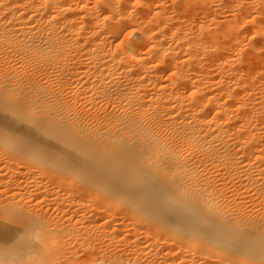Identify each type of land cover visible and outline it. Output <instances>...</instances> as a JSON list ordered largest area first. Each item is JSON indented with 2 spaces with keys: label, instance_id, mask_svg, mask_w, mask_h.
I'll use <instances>...</instances> for the list:
<instances>
[{
  "label": "bare ground",
  "instance_id": "6f19581e",
  "mask_svg": "<svg viewBox=\"0 0 264 264\" xmlns=\"http://www.w3.org/2000/svg\"><path fill=\"white\" fill-rule=\"evenodd\" d=\"M0 98V264H264V0H0Z\"/></svg>",
  "mask_w": 264,
  "mask_h": 264
},
{
  "label": "rangeland",
  "instance_id": "374dc122",
  "mask_svg": "<svg viewBox=\"0 0 264 264\" xmlns=\"http://www.w3.org/2000/svg\"><path fill=\"white\" fill-rule=\"evenodd\" d=\"M9 97H12V99H14V98H13V97H14L13 95H12V96L9 95ZM7 99H8V100H7ZM7 99H6V100H2V99L0 98V105L2 106V108H0V110H4V109H5V111H6V109H7L6 106H7V105H10L9 108H8V110H7V112L3 114L4 116L2 117V119L6 120V121H7V120H9V121H13L14 123H19V124L25 125V126H27V127H28V126H31V124H32V126H31L32 128H35V127H36L35 129H37V130L40 131V127L35 126L34 123H31L33 120L30 121V122H28V121L31 120V119H29V117L26 116L27 114H24V115H23L24 112H23V113L20 112V114H19V112H18V113L16 114V113L14 112V111H16V109H14V108L12 107V105H13L12 103H13V101H14L15 99H14L13 101H10L11 98H7ZM2 103L4 104V106H3ZM8 103H9V104H8ZM235 104H237V103H235ZM235 106H236V105H232V106H231L232 109H231V107H229V110H233V107H234V110H235ZM5 107H6V108H5ZM10 107H11L12 109H11ZM3 108H4V109H3ZM10 109H11V110H10ZM10 111H11V112H10ZM13 112H14L15 114H14ZM7 115H8L11 119L8 118ZM19 115H20V116H19ZM17 116H18V117H17ZM26 118H28V119L25 120ZM22 122H23V123H22ZM24 122H25V123H24ZM1 124H2V126H1ZM34 126H35V127H34ZM46 126H47V125H46ZM3 127H4L3 123H0V131H1V135H3L4 137H6L5 135H7L6 138H8V136H9L11 133H9V132L6 130L7 127H5V128H3ZM53 127H54V128H53ZM53 127H52V125H49V126L47 127V129L49 128L48 130H46V128H45V130H44V128H41V129L44 130V132H45V131H48V134H50L49 131H51V133L53 132V133H52V135H53V134L55 133V131H54V130H55V126L53 125ZM3 129H5V130L3 131ZM50 129H51V130H50ZM37 130H36V131H37ZM261 130H263V129H261ZM261 130H260V131H261ZM39 131H37V132H39ZM6 132H8L9 135H8V133H6ZM3 133H4V134H3ZM5 133H6V134H5ZM45 133H46V132H45ZM261 134H263V132H261ZM42 135H45V134H42ZM52 135H50V137H48V139H47V135L44 136V138H46L45 140L48 141V142H46V143H42L41 146L39 145V147H37V148H41V149H38V150H42V148H43V150L45 149V152L43 151V153L45 154V156H44V154L41 156L42 151H41V152H37L38 155H39V157H38V155H37V160H38V158H40V157H41L40 159H42L43 156L46 158V160H45V159H42V160L39 159V161H37V160H35L36 158L33 159L32 157H36V154H37L36 152L33 153V154H31V155L29 154L30 157H29L28 155H25V156H28V158H30V160H35V162L39 163L38 165H40V163H42V164L44 163L45 165L43 164V167L46 166V168H47V165H48V164H49V166H48L49 168H50V166H51L52 168L55 166L53 169H55V170H56L57 172H59V173H62V172H63V173H62L63 175H64V171H66L67 169H69V170H67V172H66V174L69 173V174L67 175V177L70 175L69 178H72V176H73L72 181H79V180H77V178H76V177L79 175V173H78V175H77V173H76V176H75V178H74V175L71 176V174H73V173L70 174V172H69L71 169L74 170V171L76 172L77 169H73V168H75V167H70V168L66 167L67 169H66V170H63V169H65V168H64V167H65L64 164L59 163L60 165H57L58 162H59V159L56 160V158H54V154H52V152H50L49 157L46 156V155L49 154V152H48V148H50V146H49L50 144H49V143H53L52 145H54V144H55V145H58V147H59V151L62 150L61 153H64V152H65V154H66V152H67V147L70 146V145H69V146L66 147V145H67L68 143H67V144L65 143V145H64V146H65V149H63L64 147H61V148H62V149H61V148H60V145H61V144H59V143H61L62 141H61L60 139H58L59 142L56 144V142H57V141H56V138H58V137L55 136V135H53V136H55L54 139H53V138H52V137H53ZM10 136H11V135H10ZM13 136H14V135H13ZM51 136H52V137H51ZM4 137H3V138H4ZM16 137H17L18 139H17ZM9 138H10V140L15 139L14 141H15L16 143L13 145L15 148L19 147V145H21V143H22V144L24 143L23 140H22V136H21V138H20V135H16V136H14L12 139H11V137H9ZM19 138H20L21 140H20ZM49 138H50L51 140H50ZM52 139L54 140V142L52 141ZM1 143H2V142H1ZM1 143H0V144H1ZM18 144H19V145H18ZM45 144H46V145H45ZM48 144H49V145H48ZM62 144H64V143L62 142ZM69 144H71V143H69ZM236 145H238L237 148H239V146H240L239 143L236 144ZM236 145H233V146H236ZM45 146H46V147H45ZM61 146H62V145H61ZM71 146H72V144H71ZM15 148H14V149H15ZM22 148H25V147L23 146ZM234 148H235V147H234ZM237 148H235V149H237ZM60 149H61V150H60ZM69 149H71V148L69 147ZM69 149H68V150H69ZM63 150H64V151H63ZM49 151H50V149H49ZM69 151H70V150H69ZM69 151H68V152H69ZM13 152H14V151H13V149H12V153H13ZM53 152H55V151H53ZM39 153H40V154H39ZM19 154H20V153H19ZM19 154H18V155H19ZM34 154H35V156H33ZM62 155H63V154H62ZM1 156H3V154H2V155L0 154V157H1ZM4 156H5V155H4ZM4 156H3V158L5 159ZM52 156H53V158H52ZM1 158H2V157H1ZM1 158H0V161H1ZM26 158H27V157H26ZM28 158H27V159H28ZM31 158H32V159H31ZM50 158H51V160H50ZM47 159H49L48 162H47ZM54 159H55L56 161H53ZM78 159H81V158H78ZM43 160H44V162H41V161H43ZM3 161H4V160L2 159V161H1V163H2L1 165H2V166H4V164H3L4 162H3ZM50 161H52V162H50ZM64 161H65V160H64ZM56 162H57V163H56ZM60 162H61V161H60ZM46 163H47V164H46ZM42 164H41V165H42ZM62 165H63V167H62ZM57 166H58V167H57ZM60 167H62V168H61L60 171H59V168H60ZM52 168H51V169H52ZM62 170H63V171H62ZM72 170H71V171H72ZM74 171H73V172H74ZM75 172H74V174H75ZM77 172H78V171H77ZM134 172H135V171H134ZM134 172H132V174L134 175V177H135V175H136V177H143L144 174H145V173L142 172V173H143V176H142V175H141L142 173H141L140 171H137L136 174H135ZM137 173H138L139 175H138ZM8 175H9V176H8ZM133 175H131V176H133ZM7 176H8V178H12L13 175H12V173L10 172V173L7 174ZM80 177H81V176H80ZM82 178H83V177H82ZM82 178L80 179V183H81V181H82ZM78 179H79V176H78ZM83 181H84V179H83ZM85 183L88 184L86 181L82 182L81 184H85ZM227 183H229V184L227 185ZM232 185H233V186H232ZM235 185H236L235 182H234V184H230V182L226 181L224 187H226L227 189H229V190L231 191ZM234 188H235V187H234ZM105 189H108V188H105ZM227 189H226V191H227ZM108 191H109V190H108ZM110 191H111V190H110ZM230 191H229V192H230ZM153 192H155V191H153ZM229 192H228V193H229ZM155 193H156V192H155ZM230 193H231V192H230ZM73 194H74V196H75V192H74ZM0 196H1V195H0ZM1 197H2V196H1ZM1 197H0V199H1ZM123 198H127V197H123ZM129 198H131V197H129ZM252 198H253V197H249V196H248L246 199H242V201H241L240 204L238 205L239 208L237 207L238 210L236 209V211H241V212H242V211H244V209H246V210L248 209L247 211L245 210L246 212H245V214L243 215L245 219H246V217H247V218L249 217L248 219H257V218L259 219V218H260L261 220H264V210H263V209H264V203H263V201L260 200V202H259V199H256V198H253V199H252ZM247 199H248L249 201H248ZM130 200H133V197H132ZM245 200H246V202H245ZM256 200H257L258 202H256ZM243 201H244V202H243ZM5 202H6L5 205H7V204H8L7 201H5ZM5 202L0 203V204H3V205H4ZM242 202H243L244 204H243ZM251 202H252V203H251ZM255 202H256V203H255ZM50 205H51V204H50ZM50 205H49V204L46 205L47 208L49 209L50 214H51V212H52L53 215H52V214H51V215H52L53 217H54V216H57V213H56V212H53V211H55L54 208H51L52 205H51V206H50ZM243 205H245V206H243ZM255 205H256V207H255ZM253 206H254L255 208H254ZM260 206H261V209L259 208ZM2 207H3V206L1 205V208H2ZM242 207H243V208H242ZM245 207H246V208H245ZM51 209H52L53 211H52ZM242 209H243V210H242ZM254 209H255V210H254ZM256 209H257V210H256ZM258 209H259V210H258ZM251 210H252V211H251ZM261 210H262V212H261ZM234 211H235V210H233V213H234ZM54 213H55V215H54ZM1 215H2V216H1ZM0 216H1V217H4L3 214H1V213H0ZM243 216H242V217H243ZM245 216H246V217H245ZM253 216H254V217H253ZM260 216H261V217H260ZM262 216H263V217H262ZM1 217H0V218H1ZM242 217H240V218H242ZM58 218H59V217H58ZM230 218H231V216L229 217V219H230ZM244 218H242V219H244ZM2 219H4V221H3ZM56 219H57V218H56ZM226 219H228V218H226ZM248 219H246V220H248ZM1 220L3 221V225H2V221H1ZM10 221H11V220H8V219H6V218H1V219H0V224H1L0 229H2V231L0 230V235H2V234L5 233V236H4V235L1 236V237L4 236L2 240L0 239L1 242H2L3 240H7V239H8V240H7L6 242H8V241H10L9 239H11L10 237H12V239H13V236H15L14 233H13V231L11 230L12 226H10ZM5 223H6V225H5ZM3 226H4V228H3ZM252 228L254 229V227H252ZM252 228H250V229H252ZM7 229H8L9 232H10V230H11L12 232H11V233L7 232ZM9 229H10V230H9ZM3 232H4V233H3ZM8 233H9V235H8ZM10 234H11L12 236H10ZM9 236H10V237H9ZM25 236H26V235H25ZM6 237H7V238H6ZM8 237H9V238H8ZM4 238H5V239H4ZM21 238H22V237H21ZM12 239H11V240H12ZM207 239H208V240H211L210 237H207ZM10 243H11V242H9V245L7 244V245H8L7 247H6V245H5V246H2V247L0 246L1 253H2V252H6V251L8 252V251L14 250V247H17V246H16V245H17V242H16V241H12L11 245H10ZM13 244H14V246H13ZM3 247L7 248V250H6L5 248H3ZM9 247H11V248L9 249ZM12 247H13V248H12ZM2 249H3V250H2ZM4 249H5V251H4ZM8 249H9V250H8ZM19 251H20V255H22V254H24V253L26 252V250H24L23 247H21V248L19 249ZM21 251H24V252L21 253ZM16 252H18V250L15 251L14 253H15L16 256H17V254L19 255V253L16 254ZM1 253H0V259L2 258V257H1ZM14 253H13V254H14ZM15 255H14V256H15ZM29 256H30V255H29Z\"/></svg>",
  "mask_w": 264,
  "mask_h": 264
}]
</instances>
